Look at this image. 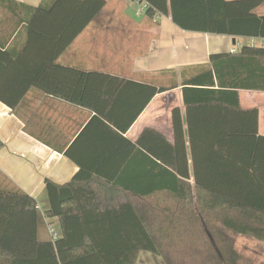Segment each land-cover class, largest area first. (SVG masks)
<instances>
[{
    "label": "trees",
    "instance_id": "1",
    "mask_svg": "<svg viewBox=\"0 0 264 264\" xmlns=\"http://www.w3.org/2000/svg\"><path fill=\"white\" fill-rule=\"evenodd\" d=\"M145 1L148 19L170 17L184 31L264 40V15L256 12L263 0ZM7 2L0 0V6ZM107 3L43 0L38 7L19 6L28 9L26 19L9 45H0V102L15 112L29 91L36 89L100 111L89 97L97 92L95 88L105 86L111 95L103 103L107 106L108 99L128 81L58 62ZM199 69L184 78L187 131L174 116L173 144L151 129L139 139V145L157 160L161 170L156 176L162 185L110 189L141 197L167 194L184 210L197 212L214 240L210 218L240 236L264 243V136L259 134L258 109L243 110L240 101L242 90L264 92V47L244 44L239 52L212 54ZM175 87L149 86L139 113L155 95ZM200 109L205 119L197 132L192 118ZM150 136L155 138V150L148 145ZM80 179L65 186L46 182L51 208L45 216L59 220L62 237L38 240L32 258L18 256L2 243L13 215L35 212L38 203L10 180L0 183V264H137L142 251L164 257L148 228L146 213L131 201L112 205L86 197L97 191L75 187ZM220 252L225 264H238L234 250L222 248Z\"/></svg>",
    "mask_w": 264,
    "mask_h": 264
},
{
    "label": "crops",
    "instance_id": "2",
    "mask_svg": "<svg viewBox=\"0 0 264 264\" xmlns=\"http://www.w3.org/2000/svg\"><path fill=\"white\" fill-rule=\"evenodd\" d=\"M42 1L8 0L0 6V45L6 44L7 47L21 29L20 22L26 19L28 9L19 6L38 7ZM107 2L58 61L64 66L105 73L128 81L121 84L115 97L108 99L107 106L103 103L106 104V98L111 95L108 93L110 87L105 86L95 88L97 92L89 97L91 102L98 104L100 111L36 89L29 91L15 112L0 102V183L10 180L38 203L35 212L13 215L3 239V247L18 256L32 258L36 254L38 240L55 241L62 237L59 220L45 216L51 208L47 181L65 186L81 177L75 187L97 191V194L86 197L93 196L99 202L112 205L126 201L136 205L134 199L158 196L141 197L113 191L110 187L162 185L156 176L161 170L157 160L139 145L143 132L154 130L173 144L174 116L182 121L183 126L185 124L187 131V110L182 94L184 78L199 73V67L209 63L210 55L231 53L232 50L239 52L242 45H254L256 40L184 31L170 17L158 16L151 20L145 12H142L141 19L133 18L132 6L137 4L144 9L148 5L145 0ZM256 12L264 15V0ZM149 86L176 87L155 95L139 113L149 95ZM240 101L243 110L258 109L259 134L264 136V92L242 90ZM192 119L197 124V132H200L199 127L205 119L203 110H197ZM186 138L189 153L187 135ZM154 139L150 136L148 145L155 150ZM145 215L158 245L172 250L181 240L184 249L187 242L190 243L186 226L183 237L169 227L170 224L169 229H163L158 235L155 218L151 217L152 214ZM201 222L205 227L204 221ZM209 222L217 240L215 243L212 240L209 247L201 239L200 244L207 248L205 252L208 255L193 264H225L220 252L222 248L234 250L239 255L238 264H264L263 242L240 236L213 218ZM55 224L59 226L60 233ZM184 225H187L185 220ZM176 236L180 238L176 240ZM195 242L192 240L191 243ZM176 261L190 264L187 260ZM137 264L167 262L164 257L142 251Z\"/></svg>",
    "mask_w": 264,
    "mask_h": 264
},
{
    "label": "rangeland",
    "instance_id": "3",
    "mask_svg": "<svg viewBox=\"0 0 264 264\" xmlns=\"http://www.w3.org/2000/svg\"><path fill=\"white\" fill-rule=\"evenodd\" d=\"M132 7V17L135 19H141L144 14L141 12L143 7L137 4ZM137 13H140V15H137ZM253 43L257 46H262L264 44L261 39H256ZM134 202L142 212L152 214L151 217L155 218L156 226L161 229V231L157 229L159 232L158 235L161 234L163 229H169V227H172L173 230L177 231V234L180 232L183 237L184 227L186 226V232L189 233L187 239L190 243L187 242V247L185 249L182 240L181 242H178V245L176 243L172 250L160 246L164 253V257L172 264H180L176 259L187 260L190 264H193L200 262L199 258L205 259L207 257L208 254L205 252L207 248H204V246H202L203 244H200V241L203 239V243L210 247V243H212V240L214 241V239L209 233L206 224L204 227L203 224L199 222L200 216L197 212L196 214H192V212L184 210V207L176 204L167 194H161L148 199H134ZM184 220L187 222V225H184ZM168 224H170L169 227ZM202 228L205 229L207 233L202 231ZM55 229L60 233V228L57 224H55ZM179 238L180 237L176 236V240ZM192 240L196 242L191 243Z\"/></svg>",
    "mask_w": 264,
    "mask_h": 264
},
{
    "label": "built area",
    "instance_id": "4",
    "mask_svg": "<svg viewBox=\"0 0 264 264\" xmlns=\"http://www.w3.org/2000/svg\"><path fill=\"white\" fill-rule=\"evenodd\" d=\"M146 8L147 7H145L141 12H145ZM261 47H264V44ZM231 53H235V50H232ZM52 234H53L54 238H56V235H55L54 231H52Z\"/></svg>",
    "mask_w": 264,
    "mask_h": 264
}]
</instances>
